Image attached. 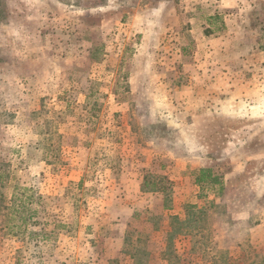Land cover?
Segmentation results:
<instances>
[{
    "label": "rangeland",
    "instance_id": "rangeland-1",
    "mask_svg": "<svg viewBox=\"0 0 264 264\" xmlns=\"http://www.w3.org/2000/svg\"><path fill=\"white\" fill-rule=\"evenodd\" d=\"M0 2V264H264V0Z\"/></svg>",
    "mask_w": 264,
    "mask_h": 264
},
{
    "label": "trees",
    "instance_id": "trees-1",
    "mask_svg": "<svg viewBox=\"0 0 264 264\" xmlns=\"http://www.w3.org/2000/svg\"><path fill=\"white\" fill-rule=\"evenodd\" d=\"M0 2V18H2L5 14L3 6H1ZM210 173H212L209 169H200L199 170V176L196 177L195 183L196 184H202L206 181V179H209L211 183L218 182L217 178L215 176H212Z\"/></svg>",
    "mask_w": 264,
    "mask_h": 264
},
{
    "label": "crops",
    "instance_id": "crops-1",
    "mask_svg": "<svg viewBox=\"0 0 264 264\" xmlns=\"http://www.w3.org/2000/svg\"><path fill=\"white\" fill-rule=\"evenodd\" d=\"M198 166L199 168L209 169L211 172H214V162L211 158H208L207 156H198Z\"/></svg>",
    "mask_w": 264,
    "mask_h": 264
}]
</instances>
